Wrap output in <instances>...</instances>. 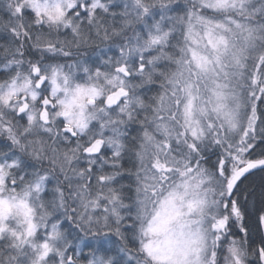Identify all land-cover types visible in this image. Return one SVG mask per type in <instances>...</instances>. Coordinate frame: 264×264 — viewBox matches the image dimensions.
Here are the masks:
<instances>
[{"label":"snow or ice","instance_id":"snow-or-ice-1","mask_svg":"<svg viewBox=\"0 0 264 264\" xmlns=\"http://www.w3.org/2000/svg\"><path fill=\"white\" fill-rule=\"evenodd\" d=\"M0 264H264V0H0Z\"/></svg>","mask_w":264,"mask_h":264}]
</instances>
